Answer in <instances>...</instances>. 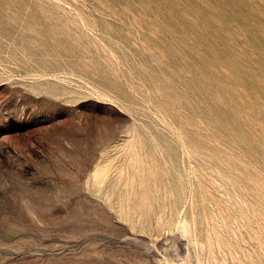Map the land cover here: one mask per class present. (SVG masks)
<instances>
[{"label":"rangeland","instance_id":"obj_1","mask_svg":"<svg viewBox=\"0 0 264 264\" xmlns=\"http://www.w3.org/2000/svg\"><path fill=\"white\" fill-rule=\"evenodd\" d=\"M0 264H264V0H0Z\"/></svg>","mask_w":264,"mask_h":264}]
</instances>
